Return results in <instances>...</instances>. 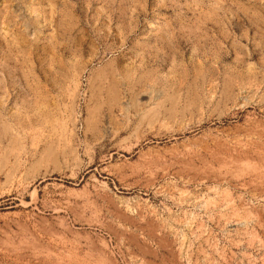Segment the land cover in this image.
Returning <instances> with one entry per match:
<instances>
[{
  "label": "rangeland",
  "instance_id": "obj_1",
  "mask_svg": "<svg viewBox=\"0 0 264 264\" xmlns=\"http://www.w3.org/2000/svg\"><path fill=\"white\" fill-rule=\"evenodd\" d=\"M0 264H264V0H0Z\"/></svg>",
  "mask_w": 264,
  "mask_h": 264
},
{
  "label": "bare ground",
  "instance_id": "obj_2",
  "mask_svg": "<svg viewBox=\"0 0 264 264\" xmlns=\"http://www.w3.org/2000/svg\"><path fill=\"white\" fill-rule=\"evenodd\" d=\"M172 150V149H171ZM178 150V149H177ZM175 152V151H174ZM176 153V152H175ZM177 154V153H176ZM173 155V154H172ZM175 155V154H174ZM28 254V253H27ZM42 256V255H41Z\"/></svg>",
  "mask_w": 264,
  "mask_h": 264
}]
</instances>
